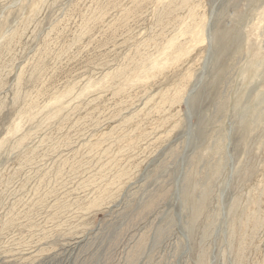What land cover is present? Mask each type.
I'll return each mask as SVG.
<instances>
[{
  "label": "rangeland",
  "instance_id": "obj_1",
  "mask_svg": "<svg viewBox=\"0 0 264 264\" xmlns=\"http://www.w3.org/2000/svg\"><path fill=\"white\" fill-rule=\"evenodd\" d=\"M0 264H264V0H0Z\"/></svg>",
  "mask_w": 264,
  "mask_h": 264
},
{
  "label": "bare ground",
  "instance_id": "obj_2",
  "mask_svg": "<svg viewBox=\"0 0 264 264\" xmlns=\"http://www.w3.org/2000/svg\"><path fill=\"white\" fill-rule=\"evenodd\" d=\"M18 25H19V24H18ZM178 33H179V32H178ZM176 35H177V34H176ZM182 35H183V34H182ZM182 35L180 34V36H182ZM177 36H178V35H177ZM183 36H184V35H183ZM197 36H198V35H197ZM178 37H179V36H178ZM192 37H193V36H192ZM195 37H196V35H195ZM175 39H176V38H175ZM197 39H198V38H197ZM166 42H168V45H169V41L167 40ZM172 43L175 44L174 41H172ZM166 45H167V44H166ZM166 45H165V46H166ZM168 45H167V46H168ZM171 45H172V44H171ZM165 46H164V47H165ZM169 46H170V45H169ZM169 46H168V47H169ZM180 47H181V46H180ZM9 48H10V47H9ZM9 48H8V49H9ZM169 48H170V50H171V46H170ZM177 48H178V47H177ZM172 49L175 50L174 47H173ZM181 49H182V48H181ZM181 49L179 50V48H178V51H177V49H176V50H175V53H176V51H177V53L180 52ZM170 50H169V51H170ZM166 51H167V50H166ZM169 51H168V53L170 54ZM172 52H173V51H172ZM172 52H171V53H172ZM168 53H167V56H168ZM175 53H172V55H174ZM170 55H171V54H170ZM176 55L180 56V55H181V52H180V55H179V54H175V57H176ZM164 57H165V56H164ZM170 58H171V57H170ZM170 58H169V57H168L167 59L165 58V60L168 61V59H170ZM172 58H174V57H172ZM172 58H171V59H172ZM171 59H170V60H171ZM172 60H173V59H172ZM172 60H171V61H172ZM150 63H151V62H150ZM153 63H154V62L152 61V64H153ZM155 63H157V62H155ZM158 63L160 64V62H158ZM159 64H158V65H159ZM8 66H9V65H8ZM150 66H152V65H150ZM150 66H149V67H150ZM153 66H155V65H153ZM153 66H152V67H153ZM156 66H157V65H156ZM152 67H150V68H152ZM155 68H156V67H155ZM146 69H147V68H146ZM150 70H152V69H149L148 71H150ZM35 71H36V70H35ZM37 71H38V70H37ZM146 72H147V70H146ZM146 72H145V73H146ZM37 74H38V72H37ZM17 78H18V77H17ZM176 88H177V87H176ZM176 88H175V89H176ZM175 91H176V90H175ZM173 94H174V93H173ZM173 94H172V95H173ZM176 94H178V93L176 92ZM176 94H174V96H175ZM27 99H29V98H27ZM172 99H174V97H173ZM166 101H167V99H166ZM172 101H173V100H172ZM172 101H171V102H172ZM92 103H93V102H92ZM168 103H170V102L168 101ZM25 116H26V115H25ZM26 119H27V118H26ZM35 123H36V122H35ZM24 124H25V123H24ZM31 131H33V130H31ZM23 135H26V134H23ZM26 136L28 137L29 135L27 134ZM23 137H25V136H23ZM21 138H22V137H21ZM23 139H24V138H23ZM26 139H27V138H26ZM20 141H21V140H20ZM23 141H24V140H23ZM27 141H28V140H27ZM33 161H34V160H33ZM23 162H24V161H23ZM18 169H19V168H18ZM18 169H16V170H18ZM55 178H56V177H55ZM74 179H75V178H74ZM17 195H18V194H17ZM80 200H81V199H80ZM84 213H85V212H84Z\"/></svg>",
  "mask_w": 264,
  "mask_h": 264
}]
</instances>
